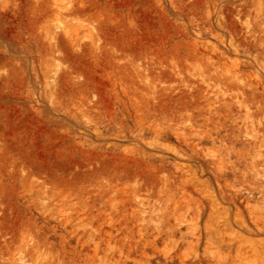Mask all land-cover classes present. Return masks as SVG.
<instances>
[{
  "label": "rangeland",
  "instance_id": "1",
  "mask_svg": "<svg viewBox=\"0 0 264 264\" xmlns=\"http://www.w3.org/2000/svg\"><path fill=\"white\" fill-rule=\"evenodd\" d=\"M0 264H264V0H0Z\"/></svg>",
  "mask_w": 264,
  "mask_h": 264
}]
</instances>
